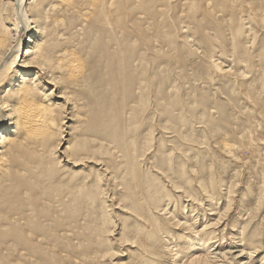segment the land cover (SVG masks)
<instances>
[{
  "label": "rangeland",
  "instance_id": "obj_1",
  "mask_svg": "<svg viewBox=\"0 0 264 264\" xmlns=\"http://www.w3.org/2000/svg\"><path fill=\"white\" fill-rule=\"evenodd\" d=\"M206 5L201 29L170 23L152 42L140 24L105 46L83 27L66 31L87 68L62 144L84 161L47 145L29 175L0 184V264H213L225 253L221 264H264V0H227L207 18ZM59 96L48 101L68 114ZM14 183L24 187L8 193Z\"/></svg>",
  "mask_w": 264,
  "mask_h": 264
},
{
  "label": "bare ground",
  "instance_id": "obj_2",
  "mask_svg": "<svg viewBox=\"0 0 264 264\" xmlns=\"http://www.w3.org/2000/svg\"><path fill=\"white\" fill-rule=\"evenodd\" d=\"M176 1L177 0H0V126H2L0 130V184L2 182H8V181L11 182L12 180H16L17 178H19V176L22 175V172L29 169L26 168V166L27 163L30 162L29 161L30 158H33V156L38 155V153L40 152H43L45 148H47V145L48 148L51 147L49 148L50 150L52 149V147L53 149L56 148L57 152L63 156L66 153L69 154L75 153L76 148H78V147L72 148L73 143L70 142V145H68L65 149H63L64 147L62 144V141L64 139L63 128L65 126V120L67 119L68 121H70L72 119L69 118L68 115H72L73 117H75L74 114H72V112L74 113L79 109L78 104L74 99L75 97L73 91L71 92V89L73 88L75 89V87L81 82L82 79L81 77H83L87 68V60L86 58H83L80 51L76 49L77 46L75 45V40L73 41L66 31L72 30L77 26L83 27L81 29L82 31L81 33L85 32L87 29L90 30V32H92V34L95 36L94 40L99 42L101 45L105 46L104 44L107 37L110 38L112 41L118 43V39L122 35L123 37H127L128 34L126 35L125 33H129L131 29H134V26L140 24L138 28L141 31V33L139 31L140 35H142L144 40L150 41L152 39L150 37L152 36L149 35L152 32L153 34L155 32V34H157L158 37H160L159 33L164 32L163 30L168 29L170 23H172L173 26L174 25L177 26V23L179 25L190 24L192 26L194 25L197 29H201L203 27L202 22L204 20V16L200 19V14L203 8L202 4L203 3L207 4L206 5L207 11L205 15L207 18L209 13H211L214 16V15H218L219 11L223 12L224 10L222 9V5L224 1L227 0H188V2H184V3H188L189 8L187 7V9H185L184 7L179 8L178 2ZM227 3H229L230 10L234 12L233 15L230 16L231 18L237 15L243 17L245 10H243L238 3H231V2H227ZM256 15L257 14H255L254 12L252 15L250 14L249 16L246 15L247 18L244 19H246V21L247 20L249 21L251 19V16H256ZM166 16L169 17L170 19L169 21L168 18H166ZM241 21L244 20L241 19ZM185 27L187 28V26H184V28ZM86 32L89 33L88 31ZM23 33L24 34L28 33L26 41H24V38L22 36ZM69 33H71V31ZM72 33H74V31ZM122 45L123 43H121V46ZM122 47L124 48V46ZM102 50L103 49H99V51ZM109 50H106L105 52L109 53ZM129 50L131 51L132 48H130ZM213 63L215 62L213 61ZM217 65L218 64L216 65L213 64V66L218 69L220 66L217 67ZM62 86L68 92L66 91L61 92L60 96L58 95L59 100L63 99L64 102L71 107H68L67 109L69 110L68 114L67 113L61 114L63 113V111L61 112L60 111L61 109L58 108L60 109L59 110L60 116H59L55 110L56 107L55 108L52 107V104L48 100L50 99V97L51 99L54 100L58 98V96L56 97L52 95L53 91L50 90V87L51 88L55 87L60 89V87ZM80 97H82V94ZM84 118H85L84 116L83 117L80 116L79 121L83 122ZM80 122H78V124ZM107 134L108 133H106V135ZM56 138H58L57 142L59 143L57 145H54V143L50 141H54V139ZM224 150L230 153L231 152L230 145L226 144L224 146ZM78 152L79 151H77V153ZM77 153H75L76 156ZM77 157L78 158L80 157L79 154ZM39 158L42 157H38V159ZM57 160L59 159L57 158ZM80 161H84V158L81 157L77 161H75L74 167H78L79 164L81 163ZM78 162L80 163L77 165ZM45 163L46 161L42 163V165L43 164L45 165ZM42 165H39L40 170ZM44 165H43L44 168L48 167L47 164L46 166ZM36 169L39 171L38 165ZM25 173L27 174V172H24V174ZM41 174L39 175L42 176ZM27 175H29V173ZM47 177L48 176H45L44 179ZM24 178L25 177H23V180H26ZM42 179L38 180L36 178V180L40 181V183ZM31 181L32 180L30 181L26 180V182L29 183ZM53 181H55V178ZM14 184L15 186L10 188L9 191H7L8 193L10 192L11 189L14 191L15 189L14 187H16L17 185L16 183ZM24 184L22 185L23 187ZM71 184L73 185V182ZM32 185L37 186V184H35L34 182ZM26 187L27 188L25 189L26 190L28 189L30 191V189L28 188L29 187L28 184ZM20 188L15 190L19 192ZM57 190L54 189V191ZM83 192L85 193V191ZM88 192H91V190ZM71 194L72 196L76 195L73 194L72 192ZM9 196L11 195H8V198H10ZM12 196H11V200L13 198ZM50 196L53 195L50 194ZM16 199H19V197H17ZM25 199L23 197L22 200H24V202L30 200V199L29 200L26 199L25 201ZM32 199L34 200V198ZM29 202L30 204L34 203L33 201L32 202L29 201ZM38 203L36 202V204ZM7 204L5 205L8 206ZM21 204H23V202L20 203L19 205ZM10 206L11 205H9V207ZM16 208H18V205L15 206V208L13 209ZM49 211H51V208ZM38 212L39 211H37V213ZM51 212L50 215L49 214L48 215L50 216L49 217L50 219H53L51 218L52 216ZM47 213L48 212H46V216ZM73 218L74 216L72 217V219ZM58 222H61L60 219ZM32 223H34V221H32ZM38 223L39 222H37V224ZM31 227H33V225ZM35 228L37 227H35V223H34V229ZM50 228L51 226L49 227V229ZM31 230L34 231L33 229ZM39 233L43 234V232H39ZM49 233H51V231ZM11 235L13 236V234ZM24 235H26V233ZM24 244L27 246L25 242ZM30 246L31 245H29V247ZM228 255L229 254L225 253L221 257H211V259L209 260L213 264H221L224 262L225 259L226 260L228 259L227 258ZM195 261L200 263V261L203 260H201V258L199 257H194L192 261L189 262V264H192L193 262L195 263ZM231 262L232 261H230L229 264Z\"/></svg>",
  "mask_w": 264,
  "mask_h": 264
}]
</instances>
